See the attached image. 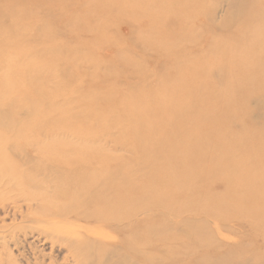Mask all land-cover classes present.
<instances>
[{
	"label": "rangeland",
	"instance_id": "1",
	"mask_svg": "<svg viewBox=\"0 0 264 264\" xmlns=\"http://www.w3.org/2000/svg\"><path fill=\"white\" fill-rule=\"evenodd\" d=\"M216 5L218 23L225 21L230 5L241 7L230 30L211 26L205 11ZM22 12L35 16L20 23L35 32V42L20 46L21 64L17 49L4 53V63L21 65L25 73L35 64V81L0 77V111L23 123H51L59 129L41 140L40 154L75 160L73 168L78 158L90 157L105 171L116 168L110 177L115 185L106 187L110 193L86 185L90 170L79 173L83 178L72 187L81 189L80 200H109L113 189L124 187L118 179L127 175L132 194L143 191L153 201L152 220L195 221L203 227L197 234L201 245L227 252L236 263L254 246L264 250V238L252 230L264 216V205L257 206L264 187L254 186L264 179V165L254 170L248 161L234 166L244 159L240 147H258L245 160L264 158V116L251 118L244 110H257L249 98L264 95V0H0L1 29L11 27L18 19L13 14ZM30 48L35 63L26 61ZM3 88L12 94L6 97ZM186 156L184 172L177 173ZM51 179L54 184L45 186L50 197L68 187L57 176ZM123 202H114L117 210L127 209ZM2 222L10 225L12 218ZM83 227L84 233L98 231ZM101 233L113 236L108 230ZM32 236L27 241L35 247ZM221 236L226 239L214 242ZM250 242L251 247L242 248ZM37 247L49 253L48 246ZM20 253L0 243L4 264H26Z\"/></svg>",
	"mask_w": 264,
	"mask_h": 264
},
{
	"label": "bare ground",
	"instance_id": "2",
	"mask_svg": "<svg viewBox=\"0 0 264 264\" xmlns=\"http://www.w3.org/2000/svg\"><path fill=\"white\" fill-rule=\"evenodd\" d=\"M11 1L15 3L22 0ZM213 7L205 11L209 17L211 26L215 23L214 27L220 31L230 30L234 19L238 17L241 7L236 5L229 6L230 9L226 13V24H224L225 21L218 23L217 15L220 7L217 5ZM204 10L201 9L198 12H204ZM240 13L242 14V12ZM13 16H17L18 19L11 27L1 29L0 25V77L15 76V79L19 80L21 78L20 80L26 84H30L35 81V64L32 70L25 73L21 65H19L20 69L17 66L12 67L9 60L4 63L3 55L4 53H13L17 49L20 59L19 64H21L20 53L24 50L20 46L24 43L32 46L35 42V32L25 30L24 26L20 23L24 22V20L32 22L35 16L29 12L13 14ZM7 17V14L4 15L3 20ZM1 18L2 16L0 17V21L2 20ZM8 42L12 45L11 48H8ZM95 50L97 51V49ZM27 55L26 61L35 63V53L32 48L27 51ZM99 63L105 66L108 62L100 60ZM29 73H31V81L26 78V74ZM3 92L6 97L12 94L5 88H3ZM13 92H16V90ZM249 99L258 105V109L249 110V108L245 109V107L244 110L247 115L251 118L264 116L262 112L264 109V95L256 96L253 94ZM3 101L4 97H0V103ZM14 104L12 107H14ZM13 115L0 111V118L3 119L0 120V243L5 249L9 250V248H12L18 252L21 250L18 256L26 264H31L33 261L34 264H264V250L261 248L257 249L254 245V250L250 256L246 255L247 252H243L242 260L239 263L230 260L227 252L218 253L215 252L217 251L216 248L211 247L207 249L205 245H201L202 242L197 236L200 233V228L203 229V227L198 226L193 220L183 219L173 222L172 220L161 221L157 218L156 220H152L150 218V210L153 201L143 191L132 194L133 188L127 183V181H130L127 175L122 179H118L125 188L119 186L118 190L113 189L114 191L111 192L112 199L110 198L101 203L94 200H80L81 189L72 187L75 182H81L80 179L83 177L81 178L79 173L90 170L91 177L85 181L89 185H86L89 188L92 186L94 192L98 189L106 191L107 186L111 185L112 187L115 185L112 183L113 179L111 180L110 177H113L116 168L112 166L108 171H105V169H102L103 167H99L97 162L90 161L91 157L86 161H81L82 158H78L79 161H77V165L73 168L72 162L75 160H64L63 158L61 160L60 157L53 158L52 154H40L39 150H42L43 147L41 140L53 138L55 133H59V129L56 130L55 126L51 123H48V125H39L35 121L23 123L17 117H11ZM60 125L63 126V124ZM240 126L244 129V125ZM70 131L76 134L75 131L78 132V129ZM35 136H37L36 142L32 139ZM133 139L135 137L128 138L129 141ZM255 149H258V147H240L239 151L240 154L244 155V159L238 160V163L234 166L239 167L242 163L244 164V161L250 163L248 164L252 170L263 166L264 158L261 156H257L253 160H245L247 155L253 154V151H256ZM259 149L261 148L259 147ZM188 158L186 156L181 160L182 162L178 167L177 173L184 172L183 165H186ZM204 159L200 155L198 161L202 162ZM226 159H229V157L227 156ZM100 163L104 166L107 161ZM108 173L112 174L108 175ZM55 176L59 179L58 181L67 182L66 186L68 187L65 190L62 189L55 196L50 197L49 190L47 191L45 186L53 183L51 178ZM187 176L194 177L193 174H188ZM69 177L72 178L69 179ZM106 181H109V185H107ZM86 185L82 189L86 188L88 190ZM256 185L264 187V179L255 180L254 186ZM237 187L241 186L237 183ZM229 191L231 190L229 189ZM254 197L256 198V196ZM117 199L124 200L123 203L126 204V207L128 206L126 210L123 207L122 211L117 210V203H114ZM136 201L138 202L137 205L132 207ZM258 205H264V194L261 202L257 203ZM120 207L118 206V209ZM8 218H12V223L5 225L2 221L7 222ZM259 219L261 220V225L257 223L255 225L256 229L252 228V230L264 238L263 214L259 216ZM19 221L21 223L16 224ZM24 223L32 224L33 226H25ZM85 225H93L98 231L93 230L84 233L81 229H84L85 227L83 226ZM179 225L185 227L186 230L180 231ZM165 226L169 228L166 230ZM28 228L30 230L27 231ZM224 228H226V232L233 230L229 224L227 226L224 225ZM107 230L112 232L113 236H106L101 233ZM22 233L23 239L19 238ZM205 233H208V231ZM28 234L30 236L33 235L31 238L34 237L35 239V247L33 242L27 241ZM219 239L223 240L226 237H216L214 242ZM41 243L44 247L48 246V254H45V251H38L37 245ZM238 245L244 244L240 242ZM247 245L242 248L251 247L252 243L250 242ZM33 248H35V251H33ZM3 260L5 259L0 260V264H4Z\"/></svg>",
	"mask_w": 264,
	"mask_h": 264
}]
</instances>
